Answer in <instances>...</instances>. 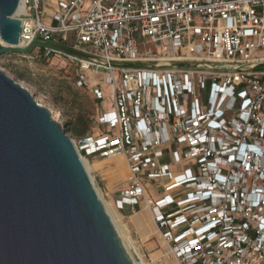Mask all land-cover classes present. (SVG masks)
I'll return each instance as SVG.
<instances>
[{
    "label": "built area",
    "instance_id": "obj_1",
    "mask_svg": "<svg viewBox=\"0 0 264 264\" xmlns=\"http://www.w3.org/2000/svg\"><path fill=\"white\" fill-rule=\"evenodd\" d=\"M21 2L19 47L76 51L36 49L74 66L95 102L110 86L93 118L104 134L73 143L124 162L117 209L143 203L178 264H264V0H59L50 24L44 0Z\"/></svg>",
    "mask_w": 264,
    "mask_h": 264
},
{
    "label": "water",
    "instance_id": "obj_2",
    "mask_svg": "<svg viewBox=\"0 0 264 264\" xmlns=\"http://www.w3.org/2000/svg\"><path fill=\"white\" fill-rule=\"evenodd\" d=\"M20 0H0V57L19 47ZM0 264H133L73 141L28 90L0 70Z\"/></svg>",
    "mask_w": 264,
    "mask_h": 264
},
{
    "label": "rangeland",
    "instance_id": "obj_3",
    "mask_svg": "<svg viewBox=\"0 0 264 264\" xmlns=\"http://www.w3.org/2000/svg\"><path fill=\"white\" fill-rule=\"evenodd\" d=\"M43 8L52 10L48 1ZM42 51V49H41ZM36 49L28 55L6 54L0 57V70L30 92L36 103L50 112L51 119L58 123L64 133L75 143L79 140L104 134L93 118L109 107L110 86L105 80L102 102L93 100L89 88L76 86V71L56 57L45 59ZM88 82L102 83V76L87 75ZM87 126L84 134H80ZM84 157V154L82 153ZM94 188L112 216L122 235L129 242L132 254L141 264H178L167 244L158 232L150 212L144 204L118 210L116 201L127 188L129 175L121 158L103 160L85 157ZM171 170L184 166L168 161ZM155 194L156 188L151 189ZM150 194V193H149Z\"/></svg>",
    "mask_w": 264,
    "mask_h": 264
},
{
    "label": "crops",
    "instance_id": "obj_4",
    "mask_svg": "<svg viewBox=\"0 0 264 264\" xmlns=\"http://www.w3.org/2000/svg\"><path fill=\"white\" fill-rule=\"evenodd\" d=\"M45 1V0H44ZM46 1H48V3L50 4V6L52 7V10H47V9H44L43 8V6H42V10H43V14H44V21L47 23V24H50V23H52L53 22V18H54V15L57 13V2L59 1V0H46ZM43 4H44V2H43ZM54 57H56V56H54ZM56 58H58V59H61V58H59V57H56ZM62 60V59H61ZM64 61V60H63ZM65 62V61H64ZM67 63V62H66ZM70 67H72V68H74L75 69V67L74 66H72L71 64H69V63H67ZM75 71H76V69H75ZM93 73H87V75H92ZM86 75V76H87ZM95 75V74H94ZM96 75H99V76H102L103 77V75H101V74H96ZM92 80L93 79H91V82H90V85H89V87H91V86H93L94 85V83L92 82ZM96 105H97V102H96ZM105 110H108V108L107 109H105ZM103 111V110H102ZM102 111H100L99 109H98V107H97V114H98V116L102 113ZM173 148H175V146H168V147H166L164 150H166L165 152L167 153H169V151H171ZM116 161H118L117 159H116ZM168 161H171V156L170 155H167L166 157H163L161 160H160V163H167L168 164ZM119 162V161H118ZM172 162V161H171ZM177 165H179V164H176V166L175 167H177ZM183 168V166L182 167H179V168H177V169H172V171L174 172V173H178L181 169ZM171 169V168H170ZM148 186H147V191H148V193H150V195L154 198V199H156V198H158L159 197V192L157 191V193H153L152 192V188H156V190H157V187L159 188L160 186H162L163 185V181H161V182H148Z\"/></svg>",
    "mask_w": 264,
    "mask_h": 264
},
{
    "label": "bare ground",
    "instance_id": "obj_5",
    "mask_svg": "<svg viewBox=\"0 0 264 264\" xmlns=\"http://www.w3.org/2000/svg\"><path fill=\"white\" fill-rule=\"evenodd\" d=\"M23 12V5H22V2H21V0H20V2H19V5H18V8H17V10H16V12H15V16H18L19 14H21ZM92 82H93V80H92ZM81 157V156H80ZM81 159H82V162H83V165H84V167H85V169H86V171H87V173H88V175H89V177H90V179H91V181H92V177L90 176V171H89V167H88V165H87V162L85 161V159L83 158V157H81ZM103 206H104V208H105V210H106V213L108 214V216L110 217V219H111V221H112V223H113V225H114V228L116 229V231H117V234H118V236H119V238H120V240H121V242H122V245L124 246V248H125V251H126V253H127V255L129 256V258L131 259V261H132V263L133 264H141L135 257H134V253L132 254V251L130 250L131 249V247H130V244H129V242L128 241H126V238L122 235V233H121V231H120V229H119V227H118V225H117V223H116V221H115V219H114V217L112 216V214L110 213V211L108 210V208L106 207V205L104 204V202H103ZM146 208V207H145ZM147 209V208H146ZM148 210V209H147ZM151 214V213H150Z\"/></svg>",
    "mask_w": 264,
    "mask_h": 264
},
{
    "label": "trees",
    "instance_id": "obj_6",
    "mask_svg": "<svg viewBox=\"0 0 264 264\" xmlns=\"http://www.w3.org/2000/svg\"><path fill=\"white\" fill-rule=\"evenodd\" d=\"M86 129H87V126H84V127H83V130L81 131V133H80V134H84V133H85V131H86Z\"/></svg>",
    "mask_w": 264,
    "mask_h": 264
}]
</instances>
